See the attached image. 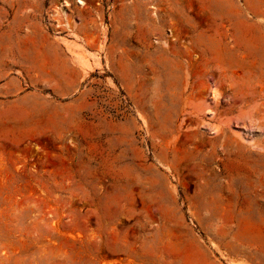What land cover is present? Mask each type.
<instances>
[{
  "label": "rangeland",
  "instance_id": "1",
  "mask_svg": "<svg viewBox=\"0 0 264 264\" xmlns=\"http://www.w3.org/2000/svg\"><path fill=\"white\" fill-rule=\"evenodd\" d=\"M0 264H264V0H0Z\"/></svg>",
  "mask_w": 264,
  "mask_h": 264
},
{
  "label": "bare ground",
  "instance_id": "2",
  "mask_svg": "<svg viewBox=\"0 0 264 264\" xmlns=\"http://www.w3.org/2000/svg\"><path fill=\"white\" fill-rule=\"evenodd\" d=\"M79 59H81V58H79ZM82 61V60H81ZM80 64H82V62L80 63ZM84 64V63H83Z\"/></svg>",
  "mask_w": 264,
  "mask_h": 264
}]
</instances>
